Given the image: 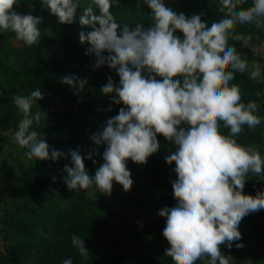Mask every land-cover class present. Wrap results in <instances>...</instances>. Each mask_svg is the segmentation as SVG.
<instances>
[{
	"label": "clouds",
	"instance_id": "obj_1",
	"mask_svg": "<svg viewBox=\"0 0 264 264\" xmlns=\"http://www.w3.org/2000/svg\"><path fill=\"white\" fill-rule=\"evenodd\" d=\"M143 2L151 9L152 22L148 26L136 23L129 30L127 25L121 28L110 11L117 0H40L59 23L78 22L91 29L79 33L80 42L89 45L85 54H95L94 67L107 63L119 76L118 85L109 78L101 92L125 105L102 132L91 137L95 144L106 145L103 162L94 174L85 168L88 157L72 150L64 183L70 190L94 185L100 192L110 193L115 181L128 191L133 180L127 160L146 163L158 150L157 134H161L175 145L165 160L174 164L171 188L177 194L158 211L169 238L163 247L176 264H194L202 256L208 257V264H230L232 258L222 254L219 245L231 248L233 241L241 239V219L264 209V191L255 196L242 192L250 173H264V155L254 146L238 143L236 137L243 126L254 129L264 117L257 115L259 105L253 100L243 102L239 85L230 83L236 72L249 69V61L226 40L237 23H260L264 0H252L247 8L237 7V0H219L227 11L207 22L198 14L187 17L166 7L165 0ZM19 4L20 0H0V31L10 30L24 44L37 45L41 17L17 11ZM177 31L182 38L175 35ZM258 77L261 66L253 61L249 78ZM62 83L80 91L86 80L71 75L62 77ZM41 99L39 87L28 95L13 96L22 112L14 139L26 149L28 160L56 161L64 153L50 149L43 134L33 127L46 116L37 104ZM34 104L38 107L33 112ZM221 127L228 128V134ZM70 239L80 257L87 260L84 239L76 234ZM62 264L73 261L67 258Z\"/></svg>",
	"mask_w": 264,
	"mask_h": 264
},
{
	"label": "trees",
	"instance_id": "obj_2",
	"mask_svg": "<svg viewBox=\"0 0 264 264\" xmlns=\"http://www.w3.org/2000/svg\"><path fill=\"white\" fill-rule=\"evenodd\" d=\"M251 5L252 0H245L244 3L237 0L236 6L247 8ZM171 8L187 17L198 14L203 22L227 11L220 6L219 0H177ZM16 10L41 17V23L37 25L41 38L37 45L28 46L17 40L10 30L0 31V132H15L22 118V112L12 101L13 96L28 95L39 87L43 99L37 104L46 116L33 127L43 134L50 149L61 150L64 155L56 161H34L32 167L20 171L21 186L12 192L18 205L2 214L4 224L0 227V239L7 246L0 252V264H62L67 258H71L73 264H176L169 250L165 256L157 258L139 248H130L128 238L132 241V236H136L135 232L132 233L133 228L123 219L121 223L114 224L117 215L98 206L83 192L68 189L64 177L57 181L58 176L62 177L65 165L71 162L72 150L88 157L84 159V164L90 175L103 162L106 145L95 144L91 137L102 132L106 122L125 107L122 102L114 103L112 94L101 92L109 78L114 85H118L119 76L107 63L94 67L95 54H85L89 45L80 42L79 33L90 31V28L82 27L78 22L59 23L40 0H20ZM110 11L121 28L127 25L132 30L136 23L148 26L152 22L151 9L143 0H117ZM53 24L59 27L52 28ZM255 24V21L237 23L232 26L233 30L226 40L249 64L262 59L239 36L258 37ZM175 35L183 37L179 31ZM61 53L63 57H60ZM104 55L106 57L107 53ZM226 70L231 69L226 66ZM71 75L78 80H86L83 90L77 91L62 83V77ZM152 75L155 76L154 73ZM156 78L162 79L159 76ZM230 83L238 84L241 100L245 103L255 101L259 105L257 115L264 117V103L257 94L262 89L261 83L250 79L247 71L236 72ZM38 106L34 104L32 111H36ZM220 131L228 134L229 130L221 127ZM262 131L261 124L254 129L245 125L236 137L237 142L252 146L258 142ZM157 139L159 148L147 158L146 163L138 164L131 159L126 162L133 180L128 203L134 214L142 209L146 190L152 189L158 194L159 210L176 199L177 194L171 188L175 167L165 160L174 151L175 145L161 134H157ZM253 188L245 182L242 192ZM258 188H264V183ZM163 222L164 217L157 213L152 223H143L141 234L137 235L144 239L155 235L168 243L169 238L162 229ZM251 233L263 247L264 220L262 225L254 226ZM72 234L84 239L89 250L87 260H83L72 246ZM254 264H264V250L255 257Z\"/></svg>",
	"mask_w": 264,
	"mask_h": 264
},
{
	"label": "rangeland",
	"instance_id": "obj_3",
	"mask_svg": "<svg viewBox=\"0 0 264 264\" xmlns=\"http://www.w3.org/2000/svg\"><path fill=\"white\" fill-rule=\"evenodd\" d=\"M176 3L177 0H165L166 7H171ZM58 27V24L52 25V28L56 29ZM255 27L259 31L258 37H239L244 38L246 45L252 49L255 55L262 59L261 62H256L261 66V77L256 79L262 85L261 91L257 94L262 97L264 103V18L260 19V23H256ZM63 56L64 54L61 53L60 57ZM251 65L252 63L249 64L248 73L251 71ZM261 126L263 128L261 137L258 142L252 146L256 147L261 155H264V121H262ZM25 151V148L20 147L16 143L14 131L8 130L0 132V227L4 224L2 220L3 212L5 210L12 211L13 208L18 205V201L12 195V192L17 191L21 186L22 179L20 171L27 170L34 164V161H30L25 157ZM66 165L71 166V162ZM66 175L67 173L63 171L62 177L58 176L56 178L57 181H61ZM263 180V174L253 175L250 173L246 177L245 182L254 188L253 190L246 189L243 193L255 196L257 192L264 191V188H258V185L264 183ZM77 191L83 192L85 197L93 200L98 206H102L106 208L107 211H111L117 215L118 219L114 220V224L121 223L123 219L130 228H133L132 233L135 232L136 236H132V241L128 238L130 248H139L141 251L151 253L157 258H161L167 254L168 250L163 247L165 242L157 236L151 235L147 239H144L142 236L137 235L141 234L143 223H152L153 218L159 211L160 199L154 190L149 189L145 191L144 205L137 214H134L129 206V190L125 191L122 185L115 181H113L110 193L100 192V190L94 189L93 186L87 189H78ZM263 220L264 209L249 213L241 219L238 225L241 239L239 241H233L231 248L225 247V244L221 245L220 250L222 254L232 258L230 264H254L255 257L264 250V246L262 247V245L256 242L251 231L254 226L262 225ZM237 243H242L243 247H236ZM6 246V242L0 239V252L4 251ZM194 264H208V257L202 256L198 258Z\"/></svg>",
	"mask_w": 264,
	"mask_h": 264
}]
</instances>
